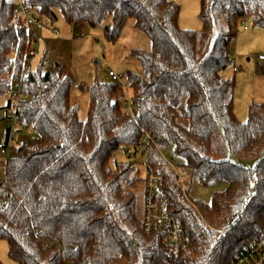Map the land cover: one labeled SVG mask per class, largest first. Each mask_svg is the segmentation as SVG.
Listing matches in <instances>:
<instances>
[{"label":"trees","instance_id":"1","mask_svg":"<svg viewBox=\"0 0 264 264\" xmlns=\"http://www.w3.org/2000/svg\"><path fill=\"white\" fill-rule=\"evenodd\" d=\"M200 1L203 28L191 31L180 27L181 6L172 0H24L44 26H54L58 13L70 25L91 28L110 18L104 35L116 44L134 20L152 42L150 51H130L144 71L127 75L136 111L126 109L122 84H80L90 94L83 122L71 101L76 79L70 68L57 64L45 72L42 60L22 82L36 38L16 13L18 5L0 0V98L7 99L0 113L14 110L6 93L22 82L27 99L17 109L20 125L39 137L18 146L0 184V240L7 241L12 261L170 263L163 239L145 232L137 195L128 190L136 184L133 163L116 159L120 151L132 158L131 150L148 154L165 176L191 241L179 264H233L250 243L263 239L264 104H251L248 121L241 122L233 100L236 81L225 72L234 63L231 50L241 24L251 20L264 29V0ZM259 69L264 74V61ZM168 157L188 170L191 181L228 187L214 192L210 204L194 199L189 187L175 181ZM232 158L257 165L248 169Z\"/></svg>","mask_w":264,"mask_h":264},{"label":"rangeland","instance_id":"2","mask_svg":"<svg viewBox=\"0 0 264 264\" xmlns=\"http://www.w3.org/2000/svg\"><path fill=\"white\" fill-rule=\"evenodd\" d=\"M19 4V0H9ZM181 6L180 27L185 30L200 31L203 26L199 18L200 0H172ZM58 21L52 26L38 27L34 30L36 41L34 48L38 54L34 57L31 71H37L42 60L45 62L44 71H49L55 65H64L71 69L76 79V86L71 92L72 104L78 107L79 118L86 122L90 105V94L79 88L80 84L91 87L96 81L101 83H113L109 73L114 72L122 76V85L126 89V95L132 99L133 93L127 86L128 73L142 75L143 68L138 60L130 57L131 50L152 49L151 40L141 31L134 27V20H130L118 43L107 41L104 28L110 25V18L106 19L97 28L88 25H70L63 16L58 13ZM245 27L247 30H245ZM58 32V35L53 33ZM231 55L239 72L235 73L234 63L225 72L228 78H235L236 86L233 92L235 113L241 122H247L249 118V107L253 103L264 104V74L259 69V56L264 55V29L253 27L251 20L241 24L239 34L233 43ZM7 99L0 98V108L6 106ZM1 114V113H0ZM6 123L0 122V142L4 140ZM27 136H19L16 140L18 147ZM219 145H224L222 130L218 136ZM264 154V153H263ZM227 158L228 156L225 155ZM118 162H132L135 171L132 179L136 184L128 187L129 191L137 195V211L143 220L145 214V181L146 178V156L138 153L129 158L125 151L116 154ZM232 162L252 169L257 165V160H244L232 158ZM4 181V160L0 159V184ZM184 187L191 189L190 193L194 199H201L207 204L211 203L214 192L224 191L228 184L217 181L210 186H203L198 180L191 181L190 178L181 180ZM9 245L7 241L0 240V261L4 264H18L8 256Z\"/></svg>","mask_w":264,"mask_h":264},{"label":"built area","instance_id":"3","mask_svg":"<svg viewBox=\"0 0 264 264\" xmlns=\"http://www.w3.org/2000/svg\"><path fill=\"white\" fill-rule=\"evenodd\" d=\"M16 13L22 17L27 26L33 32L36 28L42 27V23L33 12L26 9L24 0H19ZM245 30H247L246 27ZM53 33L58 35L56 30H54ZM37 54L38 52L35 49L33 51V57ZM259 61H264V55L259 56ZM30 72L31 67L24 72L22 82L29 76ZM234 72H239V69L234 67ZM109 76L113 83L122 84V76L117 75L114 72H110ZM22 82L13 84L6 93L14 110L0 115V120L6 123V136L4 137V140L0 142V159L4 160V174L9 160L18 157V147H16L15 143L19 136L26 135L27 139H25V141H39V137L30 130L29 126L22 127L20 125V120L17 115L19 103L22 100L27 99L23 90ZM125 103L128 112L134 113L136 111V107L133 105L131 98L126 97ZM145 141L148 140L146 139ZM138 153L146 156L147 175L144 179L145 214L142 220L145 232L148 235L159 236L163 239V243L166 246L167 258L170 260V263L168 264H179L183 252L189 247L191 241L185 234L182 222L175 215L174 204L166 191V180L161 168L155 166L150 161L148 154L141 151L135 153L133 150L129 152V154L133 156ZM165 162L170 167L177 183H181V180L189 178L188 170L179 167L176 160H171L168 157L165 158ZM263 262L264 237L260 241L250 243L244 253L241 256H238L233 264H261Z\"/></svg>","mask_w":264,"mask_h":264},{"label":"crops","instance_id":"4","mask_svg":"<svg viewBox=\"0 0 264 264\" xmlns=\"http://www.w3.org/2000/svg\"><path fill=\"white\" fill-rule=\"evenodd\" d=\"M53 31H54V30H53ZM122 35H123V34H122ZM121 38H122V37H121ZM261 56H262V55H261ZM234 67H236V66H235V62H234ZM233 71H234V69H233ZM235 73H236V72H235Z\"/></svg>","mask_w":264,"mask_h":264}]
</instances>
